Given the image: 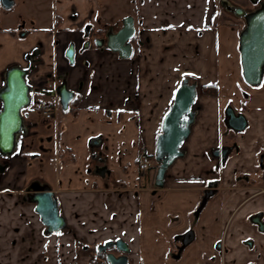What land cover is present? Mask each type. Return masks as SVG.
<instances>
[{"label": "crops", "instance_id": "crops-1", "mask_svg": "<svg viewBox=\"0 0 264 264\" xmlns=\"http://www.w3.org/2000/svg\"><path fill=\"white\" fill-rule=\"evenodd\" d=\"M174 1L138 0L148 38L139 55L121 59L91 49L83 55L86 67L79 62L69 67L63 50L70 40L80 42L70 15L83 21L95 6L91 0H48L53 15L46 22L26 26L18 16L0 26V89L11 67H34L26 76L34 83L57 71H69L71 89L83 83L71 110L50 122L58 136L51 132L47 141L38 133L22 136V147L1 158L0 238L18 230L33 245L35 234L41 236L55 261L77 242L121 239L133 264H264V85L249 87L241 77L237 44L243 21L220 0H182L177 10ZM223 2L254 9L249 0ZM187 19L188 26L180 25ZM184 79L195 85L196 95L182 155L155 191L148 188L152 172L147 188H138V151L145 146L154 154L163 118ZM205 86L215 87L216 94L205 93ZM228 108L244 117L242 131L227 127ZM40 144L48 147L36 152ZM225 146L233 150L216 170L219 162L210 151ZM39 160L42 167L34 169ZM211 179H217V192L195 216ZM34 182L48 186L56 198L66 224L59 233L44 235L33 205L24 200ZM6 192L15 195L14 208ZM190 230L180 257L171 256L180 244L175 237Z\"/></svg>", "mask_w": 264, "mask_h": 264}, {"label": "water", "instance_id": "water-1", "mask_svg": "<svg viewBox=\"0 0 264 264\" xmlns=\"http://www.w3.org/2000/svg\"><path fill=\"white\" fill-rule=\"evenodd\" d=\"M252 5H258L254 11L247 12L241 7L232 8L237 17L244 19V28L240 32L238 49L240 55L241 77L248 86H258L264 76V4L259 0H249ZM3 7L11 5L10 0H1ZM133 34L132 22L129 19L124 26L113 36H108L106 47L112 52H117L121 59L131 55V47L128 39ZM88 44L84 45L86 48ZM100 45H97V47ZM100 48V47H99ZM65 58L70 64L74 61V46L69 44L65 50ZM26 71L18 67H11L5 72V81L0 89V155H10L16 145V135L23 132V119L27 112L23 110L29 105L30 88L25 80ZM195 85L184 79L177 88L173 102L163 118L161 132L156 137L154 160L158 163L155 180L156 185H161L167 167L182 155L180 146L189 133V126L194 119L192 107L195 102ZM59 98L61 110L66 112L71 102L74 91L67 89L66 84L48 93ZM226 125L234 131H242L246 122L244 117L235 115L231 108L226 109ZM92 142V143H91ZM91 144H97L91 140ZM219 149L211 150L210 154L218 156ZM227 151L222 149V158ZM29 193V201L35 204L34 210L47 228V233L58 232L64 227L62 217L59 216L57 201L49 188L34 190ZM115 246L117 250L126 252L127 245L121 240L106 241L101 248ZM112 258V259H111ZM113 260L126 264V257L114 258L107 256V261Z\"/></svg>", "mask_w": 264, "mask_h": 264}, {"label": "flooded vegetation", "instance_id": "flooded-vegetation-1", "mask_svg": "<svg viewBox=\"0 0 264 264\" xmlns=\"http://www.w3.org/2000/svg\"><path fill=\"white\" fill-rule=\"evenodd\" d=\"M10 1H11V5L7 8L3 7L1 0H0V5L4 9L11 8L14 0H10ZM91 2L95 6H94V8H92L90 10L89 14L85 17V19H83V21L82 20L79 21L78 16L76 14L70 15L71 22H73V24L77 25L78 31L80 33V42L76 43L75 41L70 40L68 42V44L64 47L63 57L65 58L64 53H65V50L68 48V45L73 44V46H74V61H73V63L70 64L69 61L65 58L69 67L75 66L77 64V62L83 64L85 67L88 66L89 63H88L87 59L83 57V55L85 53H87V51L89 52L91 49H94L97 51L98 50L108 51V52H110L112 54H116L118 56L117 52H112L111 50H109L106 47V44L108 43V36L115 35L124 26V23L128 22L129 19L132 22L133 34L128 39V43L131 47V55L128 58H130L132 56L139 55V52L141 51L142 47H144V45L148 42V38H146L142 32L141 25L143 23V20L139 16L140 12H138V9H136V5L138 4V0H125L124 1L125 2V8H124V6L120 7V6L115 5L114 2L111 4H110V2H108L107 4L105 3L106 5H104V6L103 5L98 6L97 0H91ZM223 3H224L223 0L222 1L220 0V5ZM224 4H225L224 5L225 8L232 15H234V13L232 12V8H234V7L229 6V4H227V3H224ZM255 9H256V6H254L253 10H246V11L251 12V11H254ZM234 16L237 17L236 15H234ZM237 18L241 19L243 21V24H244L243 18H241V17H237ZM26 34H27V31H25V30H22L19 32L20 37H24ZM239 35H240V33H239ZM238 41H239V37H238ZM85 44H88V46L86 48H84ZM97 45H100V46L97 47ZM34 52L36 54H38L39 51H38V49H36ZM237 52L239 55L238 44H237ZM239 62H240V55H239ZM33 68L29 67L27 69H24L26 71V75L24 77L25 80H26V76L32 71ZM55 73L56 74H54V75H52L51 73L48 74L46 76V78L39 83H34V82H30V81L26 80V84L30 88V92H29L30 100H34V101L30 103V106L32 105V107H30V108L26 107L23 110L25 112H27L26 110H28L29 113L27 112L28 115L24 119V124L22 127L23 132H21L18 135L16 148L22 147V143L20 142L19 138L22 136L30 135V133H31V135H33V133H35L34 135H37V133H38L40 139L41 140L45 139L46 141L49 139L51 132H54L55 136L59 135V130L57 128H56V130H53V128L50 127V122L56 117V115L58 113L61 114V113H65V112L61 110V107L59 104V98L57 96H53V95H50L48 93L57 90L62 83H65L67 89L74 91V96L68 105L69 107H68L67 111L71 110V106L76 102V100L77 101L79 100L78 93L82 89V84H83L82 81H78L76 86L71 89L68 87V73H69V71H64V72H60V73H58V71H57ZM246 94L247 93L244 92V96H246ZM39 101H45L49 106L55 108V113L53 114V116L50 119H43L39 115V113L35 110L36 105L38 104ZM36 114L39 116L40 121L39 122L37 120L34 122L30 121V116L36 115ZM26 121H28L29 123H26ZM40 149H42V146H40ZM222 149L227 151V155L225 156L224 159L222 158ZM219 150L220 151L218 153V156H216V155L213 156L214 158L217 159V162H219L217 164V167H215L216 170L218 169L219 165H222L225 163L226 159L228 158V155L231 153L233 148H231L229 146H225V147H220ZM153 162L154 161H152L150 168L147 172V174L151 173V172L153 174L151 177L152 178L151 179L152 184H151V186H148V188H151V191H155L156 190L155 186H158V185H156L155 174H154L155 173L154 169L156 168V164L152 165ZM215 169L212 171L211 174L215 173L214 172ZM260 169L262 171V178L264 179V165L262 164V161H260ZM138 176H139L138 178L140 180V186L138 188H147L146 181H145V178L147 175L144 173L138 172ZM217 184H218L217 179L216 180H214V179L210 180V183H209L210 186L207 189H205V191L203 192V195L199 201L198 207L196 208V211L194 213L195 216H197L201 212V210L206 205L207 201L216 194ZM44 188H48V186L38 184L37 182H34L31 185H29V187H27V190L25 191L24 200L26 202H28L29 204L33 205V210L35 208V204L33 202L29 201L28 195H29V193H33L32 191H34V190H42ZM57 208H58V205H57ZM58 212H59V208H58ZM34 213L38 216V218L40 220V217L35 210H34ZM59 216L62 217L60 212H59ZM62 219H63V217H62ZM40 222H41V220H40ZM63 222H64V227L62 229H60L58 232H52V233H47L46 226H44L41 222V224L43 226L44 235H51L53 233H59L60 231H62L66 227L64 219H63ZM260 224L262 226H264V223H260ZM192 236L193 235H192L191 230L188 231L187 233L176 236L175 238H176V240L178 239V241H180V244L176 247L175 253H173L171 256L179 258L183 249L185 248V246L188 244V242H190ZM116 240H118V239H116ZM116 240H108V241H116ZM103 243L90 245V244H83L81 242H77L75 248L71 251L73 258H74V260L72 262L67 261L65 259L64 255H62V256L59 255L57 257L56 261L54 260V262H51L49 264H121V262L116 261V260H113L112 262L107 261V256H113L114 258H120V257L124 256L127 259L126 264H131V263L133 264V262H130V259H129V254H130L129 249L126 252H123V251L117 250V248L115 246H111L108 248H101ZM218 245L221 246V241L218 242ZM221 248H222V251L224 253L226 251V248H223V247H221ZM221 248H219V249H221ZM83 259H86V260L82 261Z\"/></svg>", "mask_w": 264, "mask_h": 264}, {"label": "rangeland", "instance_id": "rangeland-1", "mask_svg": "<svg viewBox=\"0 0 264 264\" xmlns=\"http://www.w3.org/2000/svg\"><path fill=\"white\" fill-rule=\"evenodd\" d=\"M97 2H98V6L99 5L104 6L108 2H110V4L114 2L115 5L121 6L124 0H97ZM181 2L182 0L174 1V6H176L175 8L176 10L180 7ZM222 5L224 6L225 4L223 3ZM123 6L125 8V2L122 4V7ZM175 14H186L188 15V19L191 16L188 14V12L182 13L178 11ZM52 15H53L52 7L51 5H48V0H14L11 8H8V9L3 8V16L2 18H0V26L4 25L5 22H9L10 24V18H12L13 21L15 22L17 17L21 16L22 18L21 20H23L26 26L33 25L34 27H36L38 26L37 23L39 22V19L41 21L46 22L47 18L50 19ZM188 19L185 20L180 25H185V27L188 26L187 25L189 24ZM179 21L180 19H177L175 17L173 26H178L177 24L179 23ZM191 21L194 22L195 20H191ZM19 23L22 24V21H20ZM263 85H264V78H263L262 83L259 85V87H262ZM244 92H247V90ZM30 117L33 118L34 120H37L38 122L40 121L39 116L37 114L31 115ZM30 139L31 138H29L28 140ZM40 146H42V150L44 149L46 150V148L48 147L47 144H44V145L40 144ZM40 150L41 149L38 148L36 152H39ZM1 158H4V156L0 155V161H1ZM40 161L42 160H39L37 164H39ZM37 164L34 167V169L42 167L40 166V164L39 165ZM152 165H155V162H153ZM4 198L6 200L12 201L11 208L12 207L14 208L13 204L16 203V201H14L15 195L12 192H6V195ZM31 233L32 231L29 232L30 235ZM39 239L36 237V234H35V241L33 245H31L30 239H29V242H27L25 235H21L18 230L13 231V235L10 237L0 238V264H7L8 262L9 263L16 262L17 264H49L51 262H54L55 257L54 255L50 254L51 247L48 244L42 245L43 238L41 239V236ZM71 251L72 250L68 251L66 254H63L65 259L69 262H72L74 260ZM85 260L86 259H83L82 261H85Z\"/></svg>", "mask_w": 264, "mask_h": 264}, {"label": "built area", "instance_id": "built-area-1", "mask_svg": "<svg viewBox=\"0 0 264 264\" xmlns=\"http://www.w3.org/2000/svg\"><path fill=\"white\" fill-rule=\"evenodd\" d=\"M35 110L43 119H50L55 113V108L49 106L45 101H39ZM138 169L140 172H146L149 168V159L146 149L143 147L137 158Z\"/></svg>", "mask_w": 264, "mask_h": 264}, {"label": "trees", "instance_id": "trees-1", "mask_svg": "<svg viewBox=\"0 0 264 264\" xmlns=\"http://www.w3.org/2000/svg\"><path fill=\"white\" fill-rule=\"evenodd\" d=\"M215 87H213V86H205L204 87V91H205V93H207V94H216V92H215Z\"/></svg>", "mask_w": 264, "mask_h": 264}]
</instances>
